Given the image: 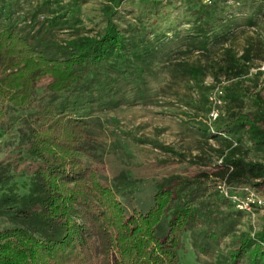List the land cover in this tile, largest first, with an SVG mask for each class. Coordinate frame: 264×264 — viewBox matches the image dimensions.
<instances>
[{
	"label": "trees",
	"instance_id": "16d2710c",
	"mask_svg": "<svg viewBox=\"0 0 264 264\" xmlns=\"http://www.w3.org/2000/svg\"><path fill=\"white\" fill-rule=\"evenodd\" d=\"M22 1L0 0V122L3 105L27 106L43 76L50 78V92L67 94L34 114L29 152L40 164L27 196L35 206L31 226L0 230V264H173L185 230L198 254H213L229 236L216 261L264 264V225L253 234L235 233L244 212L214 189L215 182L208 192L197 179L164 178L144 211L126 213L95 168L80 160L101 162L85 145V115L93 107L145 104L148 79L163 74L157 93L193 109V118L201 113L205 122L197 119L194 130L222 143L213 150L219 159L214 172L198 176L264 194V96L249 93L262 76L258 70L250 75V68L264 53V39L247 37L240 54L224 44L235 28L256 25L249 19L241 24L234 15L258 11L264 0H199L196 8L186 1L175 14L171 0H150L134 11L119 9L124 0H102L103 26L94 35L83 34L75 0L59 10L44 1L31 12H21ZM64 29L72 30L70 36L58 38ZM206 75L229 81L224 89L232 105L210 122ZM244 98L252 105L245 108Z\"/></svg>",
	"mask_w": 264,
	"mask_h": 264
},
{
	"label": "rangeland",
	"instance_id": "374dc122",
	"mask_svg": "<svg viewBox=\"0 0 264 264\" xmlns=\"http://www.w3.org/2000/svg\"><path fill=\"white\" fill-rule=\"evenodd\" d=\"M25 1V2H24ZM20 4L21 12H31L41 2L46 1V8L59 10L60 7L69 6L74 0H24ZM78 4V16L83 26V34L94 35L103 26L101 21L102 0H75ZM165 0H162L164 2ZM174 1L172 14L179 11L186 1L196 8L199 0H171ZM212 0L211 2H215ZM150 0H124L120 5L121 10L144 9ZM210 2V3H211ZM257 1L253 8H256ZM226 4H234L230 0ZM249 10L246 8L244 11ZM22 14L20 11L19 15ZM48 17L49 13H44ZM241 22L252 20L256 25H244L232 30L229 40L224 43L235 49L240 54L247 44V37L264 39V29L259 25L264 18V5L260 10H254L246 15H234ZM41 16L38 17L40 20ZM125 20L133 19L124 15ZM187 25L180 27L186 28ZM72 30L64 29L57 33L58 38H67ZM66 32V33H65ZM264 53L260 52L258 59L253 60L250 75L256 73L255 66L264 62ZM164 75L156 79H148L147 91L150 98L145 104L120 105L112 109L92 108L85 115L87 122L85 145L90 147L101 158V162L93 163L81 158L83 165L95 168L98 180L108 185L114 192L120 205L126 213L132 210L144 211L151 203L152 194L156 185L164 178L176 176L182 179H197L205 191L212 192L213 177L203 178L200 173L207 175L214 172V164L219 162L215 149L222 148L218 139L203 138L194 126L201 113L193 118L195 112L183 106L171 96H161L157 88L164 82ZM50 78L43 76L35 84L31 102L22 108L10 104L3 105V118L0 122V230L11 226H31L29 212L35 206L27 202L31 193L30 186L36 168L40 161L29 152L30 132L36 127L34 114L45 103H57L67 92L52 93L47 89ZM229 81L220 77L212 80L208 75L203 78V83L209 85L206 91L208 106L216 110L217 115L226 113L231 108V103L225 97L224 86ZM263 78L260 76L256 87L250 85L252 95L260 92L264 96ZM182 87V86H181ZM183 88V87H182ZM193 97H196L192 94ZM245 108L252 105L251 101L244 98ZM233 104V103H232ZM216 118V117H215ZM207 123V122H206ZM162 147H160V146ZM234 145V143H232ZM28 211V212H27ZM241 220L234 227V232L247 231L253 234L264 225V216L255 211L253 215L243 213ZM27 215V217H26ZM164 223L157 230L160 234ZM229 243V236L221 239L215 252L209 256L201 255L191 247L189 231H183L178 240L177 258L173 264H222L216 261V254H224Z\"/></svg>",
	"mask_w": 264,
	"mask_h": 264
},
{
	"label": "built area",
	"instance_id": "2783aa9c",
	"mask_svg": "<svg viewBox=\"0 0 264 264\" xmlns=\"http://www.w3.org/2000/svg\"><path fill=\"white\" fill-rule=\"evenodd\" d=\"M212 0H203V3L209 4ZM256 70L262 73L264 85V62L257 65ZM217 115L212 107L207 114V120L210 122ZM214 189L232 205L236 210H240L248 215H253L259 211L264 216V194L247 185H229L224 180H217L214 183Z\"/></svg>",
	"mask_w": 264,
	"mask_h": 264
}]
</instances>
